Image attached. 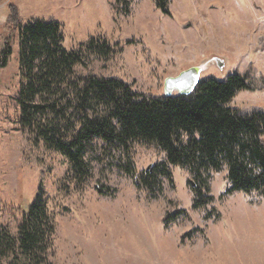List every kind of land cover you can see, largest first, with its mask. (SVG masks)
I'll return each instance as SVG.
<instances>
[{
    "label": "rangeland",
    "instance_id": "obj_1",
    "mask_svg": "<svg viewBox=\"0 0 264 264\" xmlns=\"http://www.w3.org/2000/svg\"><path fill=\"white\" fill-rule=\"evenodd\" d=\"M11 2L22 23L58 21L67 49L92 37L113 46L106 58L89 54L76 75L115 76L137 92L163 95L166 79L191 67H201L200 79L240 73L251 87L230 106L264 110V0H167L169 13L155 0H0V51ZM11 42L0 67V237H10L1 264H264V190L227 193L226 165L203 173L207 197L197 205L201 182L181 165H169L171 175L156 176L152 189L142 184L147 167L166 160L154 144L137 141L128 153L95 138L84 156L87 176L23 128L17 33ZM38 198L54 229L26 257L20 225Z\"/></svg>",
    "mask_w": 264,
    "mask_h": 264
},
{
    "label": "trees",
    "instance_id": "obj_2",
    "mask_svg": "<svg viewBox=\"0 0 264 264\" xmlns=\"http://www.w3.org/2000/svg\"><path fill=\"white\" fill-rule=\"evenodd\" d=\"M155 2L169 13L167 0ZM6 23L10 35L0 51V67L7 66L13 53L11 38L17 33L22 75L17 98L20 124L65 155L78 174H90L84 156L95 138L128 153L133 143L141 141L166 154L164 162L144 174L142 184L148 189L159 174L171 175L169 165L178 164L201 182L194 188L197 205L205 203L201 196L207 197L202 189L208 186L203 173L219 171L224 165L230 182L227 193L264 190V110L230 106L238 90L251 87L245 75L233 73L224 80L205 77L188 94H144L115 76L76 75L75 67L85 63L89 54L106 58L113 53L107 40L92 37L78 49H67L58 21L22 23L13 2ZM129 163L127 171L133 173L131 158ZM53 229L47 202L38 198L24 212L19 249L26 257L35 256L38 245L50 241ZM9 238L0 237V256Z\"/></svg>",
    "mask_w": 264,
    "mask_h": 264
},
{
    "label": "water",
    "instance_id": "obj_3",
    "mask_svg": "<svg viewBox=\"0 0 264 264\" xmlns=\"http://www.w3.org/2000/svg\"><path fill=\"white\" fill-rule=\"evenodd\" d=\"M201 67L188 68L177 76L168 77L165 81V94L171 95L174 90L178 93L188 94L192 92L200 80ZM152 165H149L146 171L151 170Z\"/></svg>",
    "mask_w": 264,
    "mask_h": 264
}]
</instances>
